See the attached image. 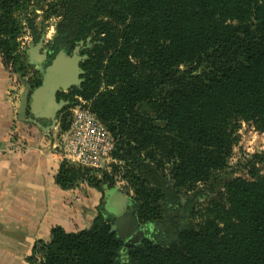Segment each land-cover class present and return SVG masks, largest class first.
<instances>
[{
	"label": "trees",
	"instance_id": "obj_1",
	"mask_svg": "<svg viewBox=\"0 0 264 264\" xmlns=\"http://www.w3.org/2000/svg\"><path fill=\"white\" fill-rule=\"evenodd\" d=\"M38 11L58 19L45 67L93 42L81 84L58 95L69 102L59 128L77 96L114 139L110 172L61 160L54 181L104 200L120 176L142 232L124 249L101 201L87 228L53 227L30 262L264 264V151L244 160L248 178H220L241 122L264 130V0H0V54L13 73L23 71L18 40L41 39Z\"/></svg>",
	"mask_w": 264,
	"mask_h": 264
},
{
	"label": "crops",
	"instance_id": "obj_2",
	"mask_svg": "<svg viewBox=\"0 0 264 264\" xmlns=\"http://www.w3.org/2000/svg\"><path fill=\"white\" fill-rule=\"evenodd\" d=\"M19 81L0 54V264H32L36 243L48 241L53 227L87 228L106 198L86 184L70 190L56 185L62 159L55 133L19 120L25 88Z\"/></svg>",
	"mask_w": 264,
	"mask_h": 264
},
{
	"label": "water",
	"instance_id": "obj_3",
	"mask_svg": "<svg viewBox=\"0 0 264 264\" xmlns=\"http://www.w3.org/2000/svg\"><path fill=\"white\" fill-rule=\"evenodd\" d=\"M28 56L30 67L42 73V80L34 89L25 86L19 102L18 118L20 121H29L45 132H51L58 124V114L69 104L68 101L58 100V93L67 92L82 82L80 64L83 57L80 47L76 46L70 54L60 51L45 67L43 62L47 59V53L40 39L28 50ZM43 122L48 124L44 125ZM105 197L103 207L113 215L110 232H116L117 237L124 241V249L131 247L137 242L140 226L129 197L118 187L109 189Z\"/></svg>",
	"mask_w": 264,
	"mask_h": 264
},
{
	"label": "rangeland",
	"instance_id": "obj_4",
	"mask_svg": "<svg viewBox=\"0 0 264 264\" xmlns=\"http://www.w3.org/2000/svg\"><path fill=\"white\" fill-rule=\"evenodd\" d=\"M42 20H43L42 12L38 11L36 13L35 24L38 27V30L42 33L41 41L43 43V47L46 48L47 44L52 40L55 34V24L57 23L58 19L50 18L44 22H42ZM18 41H19V51L21 53V62L23 65V71L18 73L17 76L20 79L19 82L21 86L23 87H25L26 85L30 86V84L42 80V73L39 70H36V68L35 69L31 68L29 64V56L27 50L29 46L31 47L34 44L30 34L26 32ZM78 46L80 47V54L83 57V61H84L87 58V52L93 46L92 37L86 39V44L80 43L78 44ZM68 91L59 92L58 95L61 93H68ZM60 115L61 114L59 113L57 119H59ZM51 133H54V131H52ZM236 138L237 141L234 145L229 162L230 168L227 169L221 175L220 178L222 180H228L239 176L248 178L249 174L248 171L244 168V160L255 153L264 151V130L257 129L251 123L241 122L240 127L236 132ZM258 168L260 175L264 176V165H258ZM102 170L110 172L111 164H108ZM101 176H102V172L97 173L98 178H101ZM116 187H118L119 189H124L125 190L124 194L128 196L130 199L132 192L130 188L127 186V183L124 180H122L120 176H117L116 178ZM207 201L208 199H202L199 201L200 206L198 208L200 209L202 214L205 212ZM127 209H130V207H127Z\"/></svg>",
	"mask_w": 264,
	"mask_h": 264
},
{
	"label": "built area",
	"instance_id": "obj_5",
	"mask_svg": "<svg viewBox=\"0 0 264 264\" xmlns=\"http://www.w3.org/2000/svg\"><path fill=\"white\" fill-rule=\"evenodd\" d=\"M26 39V38H25ZM70 111V125L54 133L56 153L62 160L84 167L103 169L113 162L114 139L96 118L87 100L75 97Z\"/></svg>",
	"mask_w": 264,
	"mask_h": 264
},
{
	"label": "flooded vegetation",
	"instance_id": "obj_6",
	"mask_svg": "<svg viewBox=\"0 0 264 264\" xmlns=\"http://www.w3.org/2000/svg\"><path fill=\"white\" fill-rule=\"evenodd\" d=\"M80 44V43H79ZM78 46V45H77ZM43 50H45L46 51V53H47V48H44L43 47ZM47 60V59H46ZM46 60H45V62H46ZM45 62H43V66L45 65ZM33 69H35V68H33ZM36 70H38V69H36ZM43 124L44 125H47L48 123H45V122H43ZM141 228L139 229V231H138V234H137V240H138V238H139V236L141 235Z\"/></svg>",
	"mask_w": 264,
	"mask_h": 264
}]
</instances>
